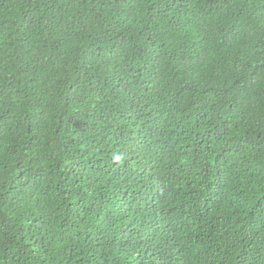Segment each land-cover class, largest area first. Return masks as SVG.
<instances>
[{"label":"trees","instance_id":"obj_1","mask_svg":"<svg viewBox=\"0 0 264 264\" xmlns=\"http://www.w3.org/2000/svg\"><path fill=\"white\" fill-rule=\"evenodd\" d=\"M0 264H264V0H0Z\"/></svg>","mask_w":264,"mask_h":264}]
</instances>
